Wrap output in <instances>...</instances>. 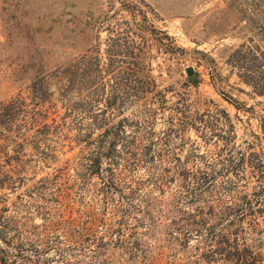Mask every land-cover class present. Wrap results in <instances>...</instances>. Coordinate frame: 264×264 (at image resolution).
Instances as JSON below:
<instances>
[{"label": "rangeland", "instance_id": "obj_1", "mask_svg": "<svg viewBox=\"0 0 264 264\" xmlns=\"http://www.w3.org/2000/svg\"><path fill=\"white\" fill-rule=\"evenodd\" d=\"M261 92L264 0H0V108L18 114L12 125L4 119L11 132L0 147L25 165L17 189L0 190V214L6 206L7 221L22 227L45 212L66 220L91 202L100 210L88 164L117 132V147L135 137L166 161L217 163V172L248 144L264 153ZM45 111L55 120L49 135L27 132L24 115ZM234 173L249 192L263 184L249 164ZM144 176V167L124 173L131 184ZM144 226L135 242L157 254Z\"/></svg>", "mask_w": 264, "mask_h": 264}, {"label": "trees", "instance_id": "obj_2", "mask_svg": "<svg viewBox=\"0 0 264 264\" xmlns=\"http://www.w3.org/2000/svg\"><path fill=\"white\" fill-rule=\"evenodd\" d=\"M14 109L10 104L0 108L1 141L5 140L3 132H11L4 119L12 125L18 117ZM24 116L25 126H31L27 132L35 136L45 138L55 123L46 111ZM17 135L21 142L27 138L25 132ZM118 135L119 132L111 134L106 147L98 148L88 164L90 173L97 178L92 187L101 209L91 202L79 218L59 220L45 212L41 224L29 219L17 227L7 221L3 214L7 207H2L0 264H156L164 257L165 264H264L262 150L255 151L248 144L247 152L237 151V158L230 156L219 162L217 172V163L166 161L160 149L152 150L151 141L142 145L133 137L117 147ZM0 149L5 157L0 162V190L15 191L14 176L21 174L25 165L10 157L4 146ZM153 153L159 157L158 162ZM103 159L108 161L104 171ZM245 164L250 165L251 177L263 183L258 191L249 192L250 181L234 176V171ZM141 167L145 176L137 184L124 178L125 172ZM217 173H221L220 177ZM6 200L7 196L0 195V203ZM107 210L113 216L110 221ZM137 215L142 219L138 220ZM144 219L148 224L143 223ZM131 220L137 226L130 224ZM142 225L147 232L154 229L157 254L146 252L135 242L139 235L136 230ZM13 227L15 232L9 237L8 229ZM50 251L53 255L48 257Z\"/></svg>", "mask_w": 264, "mask_h": 264}, {"label": "water", "instance_id": "obj_3", "mask_svg": "<svg viewBox=\"0 0 264 264\" xmlns=\"http://www.w3.org/2000/svg\"><path fill=\"white\" fill-rule=\"evenodd\" d=\"M186 74L188 77H191L192 76V70L190 68L186 69Z\"/></svg>", "mask_w": 264, "mask_h": 264}]
</instances>
